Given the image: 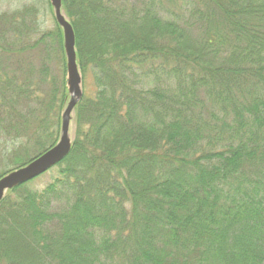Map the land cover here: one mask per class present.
<instances>
[{
    "label": "trees",
    "instance_id": "1",
    "mask_svg": "<svg viewBox=\"0 0 264 264\" xmlns=\"http://www.w3.org/2000/svg\"><path fill=\"white\" fill-rule=\"evenodd\" d=\"M63 5L97 91L46 187L0 203V264H264V0ZM0 86L38 103L9 136L54 146L65 88Z\"/></svg>",
    "mask_w": 264,
    "mask_h": 264
},
{
    "label": "rangeland",
    "instance_id": "2",
    "mask_svg": "<svg viewBox=\"0 0 264 264\" xmlns=\"http://www.w3.org/2000/svg\"><path fill=\"white\" fill-rule=\"evenodd\" d=\"M49 1L0 0V16H9L6 22L4 20L1 21L5 25L1 26L0 32H5L2 37L0 36V43L4 44L3 51L0 53V72L8 75L12 82L27 83L29 88L32 89L33 95L36 97L37 95L40 96L41 100L49 98L52 89H56L52 94H55V101H57L60 93L65 88L67 98L62 110L60 112H58V109H56V112L54 110L49 119L50 125L52 124L51 129L55 128L59 131L55 142L56 144L60 137L62 114L70 98L67 91L63 36L61 44L57 34V23L53 10L49 6ZM63 12L71 22L64 10V5ZM8 19L10 21L7 22ZM144 32L147 33L148 31L145 30ZM6 35L7 37H5ZM146 43L149 42L147 41ZM76 52L79 70L82 76L83 94L93 98L97 91L96 82L91 71H88L85 76L81 70L77 39ZM14 88V86L6 88L0 86V101H2L0 104V177L29 163L51 148L49 147L50 145L45 147L37 146L32 142H28L26 137L14 139L12 136H9L8 133L10 132L7 131H14L11 128L16 124L20 127L28 120L36 121L35 115L29 116L27 110L38 108L37 102L33 103L31 100L23 98L18 91H13ZM4 92H6L5 95ZM75 118L76 109L73 113L71 123L73 140L75 139ZM16 148H21L20 152H17V154L11 157L12 153L9 155L10 151ZM16 157H18L17 160L14 159ZM18 162L21 164L18 165ZM51 178V172H47L38 178L35 184L36 189L42 191L51 181Z\"/></svg>",
    "mask_w": 264,
    "mask_h": 264
},
{
    "label": "water",
    "instance_id": "3",
    "mask_svg": "<svg viewBox=\"0 0 264 264\" xmlns=\"http://www.w3.org/2000/svg\"><path fill=\"white\" fill-rule=\"evenodd\" d=\"M49 2L55 21L62 31L67 91L70 100L62 114L60 137L57 143L29 163L0 177V203L10 191L32 182L62 163L70 155L73 147L74 140L71 135L73 113L84 95L77 60L76 36L71 22L63 12L62 0H50Z\"/></svg>",
    "mask_w": 264,
    "mask_h": 264
}]
</instances>
